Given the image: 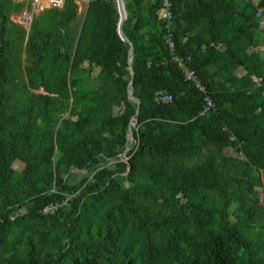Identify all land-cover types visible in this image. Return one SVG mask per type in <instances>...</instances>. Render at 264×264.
Returning a JSON list of instances; mask_svg holds the SVG:
<instances>
[{
  "label": "trees",
  "instance_id": "16d2710c",
  "mask_svg": "<svg viewBox=\"0 0 264 264\" xmlns=\"http://www.w3.org/2000/svg\"><path fill=\"white\" fill-rule=\"evenodd\" d=\"M76 1L0 0V264H264V0Z\"/></svg>",
  "mask_w": 264,
  "mask_h": 264
},
{
  "label": "built area",
  "instance_id": "2783aa9c",
  "mask_svg": "<svg viewBox=\"0 0 264 264\" xmlns=\"http://www.w3.org/2000/svg\"><path fill=\"white\" fill-rule=\"evenodd\" d=\"M20 1H24V0H20ZM63 1L64 0H49L46 2L45 0H28L27 2L30 3L29 4L30 8L27 7L26 10L18 14L17 15L18 17L15 19V22L23 26L26 29V32H29L32 21L38 13L44 11L47 7H61L63 5ZM85 1H89V0H85ZM164 6L168 10L170 6V0H164ZM167 14H168V17L171 18L170 12H168ZM256 16L259 19V26H260V29L262 30V39L264 42V14H263L262 9H259ZM169 36L171 37V34ZM169 45H170V48L175 49V43L172 39H169ZM174 59H176L179 62L180 66L183 68L184 74L187 79L195 80L197 82V86L201 90H206V87L200 83L195 72L187 67V60H185L182 57H177V56H174ZM158 98L161 101L167 102L172 99V96L170 94H164L162 92H158ZM211 108H215V104L213 103V100L210 97H207L205 109L208 110ZM58 206L59 205L56 203L51 204L49 206H46L45 211L46 212L53 211Z\"/></svg>",
  "mask_w": 264,
  "mask_h": 264
},
{
  "label": "water",
  "instance_id": "95a60500",
  "mask_svg": "<svg viewBox=\"0 0 264 264\" xmlns=\"http://www.w3.org/2000/svg\"><path fill=\"white\" fill-rule=\"evenodd\" d=\"M117 6H118L119 13H120V21H119V25H118L119 34L124 40L130 41L128 38H126L124 36L123 31H122V24H123L124 19H125V2H124V0H117ZM131 53H132V45L130 48V54ZM129 62H130V66H131V57L129 58ZM131 74H132V79H131L130 83L133 84L134 70L132 68H131ZM129 93L132 96V98H134V96L132 95V92L130 91ZM136 101H137L138 107H139L140 102L138 99H136ZM138 110H139V108H138ZM137 113H138V111H137ZM137 116H138V114L134 115L131 119L130 128H129V138L133 137V135L131 133L132 132V124H135L137 122Z\"/></svg>",
  "mask_w": 264,
  "mask_h": 264
},
{
  "label": "rangeland",
  "instance_id": "374dc122",
  "mask_svg": "<svg viewBox=\"0 0 264 264\" xmlns=\"http://www.w3.org/2000/svg\"><path fill=\"white\" fill-rule=\"evenodd\" d=\"M24 1H28V0H24ZM78 1L81 3V6L83 7L82 8V12H83L86 2H85V0H78ZM29 2H31V1H29ZM23 57H25V54H23ZM131 133L133 135V131ZM130 139H133V137H130ZM14 167L16 169H18V170H22L24 168V163L23 162H20V161H16L15 164H14ZM85 175H87V172L83 171V172L80 173V176L79 177L81 178V177H83ZM75 181H76V179H75ZM260 197H263V193H260Z\"/></svg>",
  "mask_w": 264,
  "mask_h": 264
},
{
  "label": "crops",
  "instance_id": "0c3cea01",
  "mask_svg": "<svg viewBox=\"0 0 264 264\" xmlns=\"http://www.w3.org/2000/svg\"><path fill=\"white\" fill-rule=\"evenodd\" d=\"M45 1L47 2V1H49V0H45ZM63 2H64V1H63ZM76 2H77L78 5H79V12L81 13L83 7L81 6V3H80L78 0H77ZM85 2H86V4H85V7H84V10H83V11H85L86 6H87V4H88L89 1H85ZM62 6H63V5H62ZM62 6H61V7H62ZM61 7H59V8H61ZM49 8H51V7H47L46 9H49ZM46 9H45V10H46ZM42 12H43V11H42ZM40 13H41V12H40ZM40 13H38L37 16H38ZM17 17H18L17 15L14 16V21H15V19H16ZM118 32H119V31H118ZM123 34H124V33H123ZM262 50H264V45H263V49H262Z\"/></svg>",
  "mask_w": 264,
  "mask_h": 264
}]
</instances>
